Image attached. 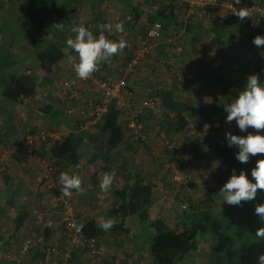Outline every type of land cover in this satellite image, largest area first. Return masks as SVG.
<instances>
[{"label": "crops", "instance_id": "0c3cea01", "mask_svg": "<svg viewBox=\"0 0 264 264\" xmlns=\"http://www.w3.org/2000/svg\"><path fill=\"white\" fill-rule=\"evenodd\" d=\"M3 1L7 2L6 7L9 2L16 3L18 11L19 4L22 2V0ZM55 1L61 4L66 0ZM107 1L112 0H82L80 5L72 3L65 20L72 24L87 23L88 28L94 29L96 24H91L93 18L98 17V20L100 17L101 20L104 15L109 16L111 13L114 19L111 30L117 33L118 41L123 39L127 42L128 37L132 36L139 27V23L145 21L146 15L152 13L158 6H163L165 2V0H126L123 3L126 5V11L115 12ZM116 1L123 2V0ZM183 1L189 3V8L181 21L182 26L175 30L168 28L170 34L156 43L153 55L150 59L146 58L148 62L144 66L141 65L142 67L140 66L138 72L132 77L135 79L136 86L130 83L132 78L128 79L130 83L128 85L132 87L135 96L138 94V99L146 97L148 94L145 86L148 78L144 79L145 77L141 74L144 71L151 81V83L148 82L150 87L158 86L170 90L177 100L185 104V114L178 117L177 123L173 121L174 124H169L171 130H162L160 134L162 139L171 140L176 145V154L171 159L178 161L180 164L178 167L183 166L185 169L188 166L190 169L188 172L191 182L188 186L184 184L186 185L183 189L184 193L197 200L208 188L215 189L214 205L219 210L228 205L222 201L219 190L229 177H224V168L219 166L217 160L210 156L204 157L201 150L207 148L208 142L220 140L225 129L234 127V120L229 123L225 119L227 113L224 111V105L236 97L239 90L246 84L239 79L248 76L247 66L253 65L254 62L250 59L252 56L250 58L245 55L244 57L243 55L235 56L223 40L219 46L209 49L207 44L212 37V34L208 33L211 16L196 9L192 5V0ZM104 2L106 6H103ZM130 4L142 7L143 15L138 22L126 25L125 20L130 12ZM2 7L0 6V26L9 25L12 18L8 17L9 12L3 16ZM97 7L98 12L94 14L93 9ZM118 22H123V32L115 30ZM103 25L107 26L105 23L101 26ZM104 27H101L103 32L106 31ZM188 28L191 30L189 31ZM231 28L244 32L247 30L242 24L239 27L237 24H232ZM132 42L135 40L133 39ZM132 45L134 46V43ZM216 50L221 57L211 56L210 52ZM19 59L24 61L25 57H19ZM117 60L119 59H110L106 62ZM66 62L64 59L58 63L52 73L54 77L49 78L50 84H41L37 88L36 92L39 94L41 90L46 92L48 90L44 93V98L40 99L35 93L32 99L23 98L15 105L0 99V164L4 154L9 152V156L4 158L3 165H0L2 167L0 170V264H15L7 262L2 256L11 253L18 257L25 239H31L34 242L24 255L29 264H63L65 259L67 264L86 263L87 256L79 249L71 250L68 258L62 253L49 255L43 252L46 247L56 246L62 249L68 245L62 223L58 221V217L64 210V202L69 204L77 221L84 223L87 219H93L99 226L108 219V209L113 202V191L126 185L131 169L156 188L154 202L150 208V218L163 216L167 223L174 219L172 211L175 206L164 199L171 187L165 184L171 182L175 188L174 174L160 169L156 159L148 156L146 149L149 146L146 145L148 148H145L146 146L131 144L127 138L128 134H125L122 142L110 153L109 163L104 162L102 158L91 162L94 155H99L98 151L101 148L98 142L94 144L90 139L89 141L86 139L85 144L80 148V159L76 164L66 161L57 163L56 154L66 134L71 131L88 134L94 132L93 128H97V123L89 118L87 110L81 105L77 106L79 111L73 112L74 114H68L64 109L66 101L63 99H60L58 107L54 106L58 96L56 93H51L50 88L56 87V80H59V74L63 75L61 73L64 71H61V68L63 69L62 65ZM232 63H235L241 71L234 72L236 67H231ZM35 64L37 71L35 75L38 77L39 74H43L42 77H38L41 82L45 76L38 69V64ZM69 72L66 76L74 77L75 72L72 68ZM245 79L247 80V77ZM54 98L57 99L55 103L52 101ZM40 121L43 122L40 123ZM27 129L31 133L42 129L53 131L56 137H49L43 143L37 142L33 153L22 157L19 152L21 139ZM149 141L148 145L162 148L156 140ZM101 152L104 153L103 150ZM46 166H55V168L49 174ZM111 170H115L116 174L113 183L107 190H102L100 183L103 174ZM62 172L79 174L83 190L80 192L72 190L71 196H64L60 190L63 187L60 183ZM41 219H53L57 221L56 226L47 228ZM127 225L136 226V218L128 219ZM97 240L102 252L98 264H129L121 251L115 247L108 230L102 229V234L97 237ZM206 248L203 242L198 253L204 255Z\"/></svg>", "mask_w": 264, "mask_h": 264}, {"label": "trees", "instance_id": "16d2710c", "mask_svg": "<svg viewBox=\"0 0 264 264\" xmlns=\"http://www.w3.org/2000/svg\"><path fill=\"white\" fill-rule=\"evenodd\" d=\"M81 1L70 0L78 5L81 4ZM226 1L228 0H224V2ZM258 2L260 5L264 4V0H258ZM188 5L189 3L183 0H165L163 6H158L152 13L146 15V28L142 29L144 31H142L141 40L146 38V30L154 22H159L162 26L161 36L155 43L170 34L169 27L175 30L182 26L181 21L186 15ZM69 6L67 3L58 4L55 0H22L18 8L19 24L10 20L9 25L0 26V99L15 105L23 98L32 99L41 84H50L49 78L52 77L54 69L66 57L64 53L66 39L75 35L70 29L80 25V23L66 22ZM142 15V7L130 4V12L127 14L125 24L138 22ZM209 15L212 20L208 33L212 34V37L207 47L212 49L219 46L223 40L235 56L243 55L244 57L245 55L249 58L252 56L250 59L254 64L247 66L248 75L259 74L260 80L264 81V63L256 57V53L264 48V45L257 47L252 43L255 36H264V14L252 13L251 17H258V21L254 24L245 19L236 21L232 16H225L223 19L217 20L211 14ZM97 18L91 20L92 25L98 23ZM55 23H63L64 31L60 32L51 28ZM232 24H237L238 27L242 24L247 30L244 32L238 31L236 28L232 29ZM84 26L88 27L86 24ZM100 26L96 24L94 29L89 28L94 36L100 34ZM188 30L191 29L188 28ZM107 38L118 41L114 37L108 36ZM22 48L27 50L26 56H32L38 64V69L44 73L45 77L43 80L41 79V82L34 73L26 69L27 66L24 67L25 70L18 66V63L22 62L18 54L23 50ZM131 49L134 47L129 49L125 47L123 54L118 53L110 58L120 61L117 67V76L122 74L124 66L131 59ZM100 65L103 68L106 67L104 63ZM28 70L30 74H26ZM137 70L135 74L138 72ZM73 75L76 76L75 73ZM148 82L151 83L149 80ZM51 88V93H56L58 96V101L55 98L52 100L54 103L57 101L53 104L58 107L60 101L58 91L55 87ZM148 89L147 96L157 97L158 104L151 110L139 109V103L145 96L138 99L137 94L135 98L138 102L133 99L131 106V111H137L138 106L137 116L132 118L135 127H130L129 123L124 121L125 111L121 114L111 106L102 120L96 122L97 128H93L94 132L87 134L71 131L65 135L56 154L57 163L66 161L76 164L80 159L79 150L85 144L86 139L88 141L90 139L94 144L98 142L97 144L101 148L98 151L99 155H94L91 162L102 158L104 162L109 163L110 153L117 148L127 134L131 144L149 146V148L145 147L148 148L146 149L148 156L155 158L156 163L162 156L171 159L176 154L175 144L171 140L162 139L160 132L171 130L169 124H174L173 121L177 123L178 117L185 114L186 107L182 101L175 98L170 90L158 86L155 88L148 86ZM64 109L66 110V107ZM62 111L64 110L62 109ZM249 131L264 133L262 129H249ZM226 132L236 135L246 134L241 133L236 125L232 128L228 127L221 134L220 140L208 142L207 148L202 149L201 153L203 156L205 155L204 157L210 156L217 160L219 166L224 168L223 172L226 178L230 177L232 169H236L237 173L244 169L250 177V172L255 167L257 160L264 158V154L255 156L250 154L247 163H240L234 155L237 149L227 146ZM152 139L156 140L162 148L148 145L149 140ZM100 150H103L104 153ZM162 161L165 160L162 159ZM179 165L177 164V166ZM177 166L174 165L176 168ZM51 167L55 168V166ZM131 170L126 185L113 191V202L108 209V218L117 220V223L108 232L115 247L121 251L122 256L129 261V264H190L191 260L193 264H240L241 260L258 258L263 254L262 240L256 237V231L263 227L264 223H261L259 216L255 214V207L257 204L264 203V190L258 189L254 200L242 201L239 206L228 204L218 210L214 205L215 189L208 188L204 191L203 197L196 200L188 197L183 191L186 185L190 184L189 182L186 185L176 183L175 188L178 190L173 188L171 182H167L165 185L171 186L169 191L174 193L172 206H175L172 211L174 219L167 223L163 216L150 218V208L154 202L156 188L153 184L147 183L133 169ZM163 171L169 173L171 169L164 168ZM185 175H189V173L185 172ZM176 203L179 205L178 208ZM132 217L137 220L136 226L127 225V220ZM83 232L84 235L93 237L98 242L97 237L102 234V229L95 224L93 219H87L83 223ZM201 239L207 246L204 255L198 253L199 247L203 243Z\"/></svg>", "mask_w": 264, "mask_h": 264}, {"label": "built area", "instance_id": "2783aa9c", "mask_svg": "<svg viewBox=\"0 0 264 264\" xmlns=\"http://www.w3.org/2000/svg\"><path fill=\"white\" fill-rule=\"evenodd\" d=\"M228 0L226 2L222 0H192V5L203 14H211L217 20L223 19L225 16H232L236 21H240V18L232 14L231 7L239 10L242 7L251 8L252 13L256 15L264 14V4L260 5L258 0ZM245 20H249L253 24L258 21V17H245ZM161 24L159 22L152 23L146 30V38L141 40L139 44L131 49L132 57L124 66L122 74L120 76L109 75L105 68L98 65L97 70L94 71L88 78L79 79L77 76L70 78H61L56 80V89L58 91L60 99L66 101V111L68 114L78 112L77 106H82L86 109V113L95 123L100 122L103 116L108 112L112 106L115 111H119L123 116L124 121L129 123L130 127H135L132 118L137 116V111H131V106L134 100H136L133 89L128 85V79L135 75L137 68L141 65L144 59L149 55L151 56L156 41L161 36ZM264 48L258 50L256 57L264 63ZM211 56H215L216 52H210ZM26 74H30V71H26ZM43 74L39 75V78ZM54 77V75H52ZM51 77V78H52ZM37 91V90H36ZM36 96H42L39 92H36ZM29 99V98H26ZM25 99V101H26ZM134 99V100H133ZM72 102V103H71ZM138 102V101H137ZM158 104V99L155 96H147L139 103V109L151 110ZM73 113V114H74ZM140 127V125H138ZM141 128V127H140ZM49 137H56V133L45 129L39 130L36 133H31L30 130H26L21 139L20 155L22 157L29 156L34 151V145L37 142L43 143ZM9 156V152L4 154V158ZM165 157V156H164ZM162 156L161 159L164 158ZM4 158L1 161V166L4 163ZM165 164L167 169H171L174 174V182L178 185L187 184L191 179L189 175L179 174L178 170L174 167L175 163L172 159H166ZM2 167H0V170ZM54 168L46 166L47 173L50 174ZM174 170V171H173ZM177 170V171H176ZM164 199L172 204L174 202V193L172 191L166 192ZM47 228H53L56 226L57 221L50 219H41ZM58 221L62 223V228L65 233L68 245L62 249L56 246L46 247L43 249L44 254H59L68 258L71 250L79 249L87 256L86 263L84 264H98L99 258L102 255L99 243L93 237H87L83 232V223L77 221L71 212V208L67 202H64V210L58 217ZM31 239H25L20 249V255L16 257L11 253H6L2 257L7 262H13L15 264H29L25 259V254L28 249L33 245ZM63 264H67L65 259Z\"/></svg>", "mask_w": 264, "mask_h": 264}, {"label": "clouds", "instance_id": "9594fccd", "mask_svg": "<svg viewBox=\"0 0 264 264\" xmlns=\"http://www.w3.org/2000/svg\"><path fill=\"white\" fill-rule=\"evenodd\" d=\"M231 12L241 20L252 16L251 8L246 7L237 10L232 6ZM51 28L60 32L64 31L63 23H55ZM115 30L123 32V22L116 23ZM70 31L75 35L66 39L64 53L69 61L75 60L71 54L72 52L77 54L78 62H73L72 67L79 79L88 78L97 70L101 61L109 60L113 55L123 51L127 45V42L123 39L119 41L108 39L103 31L98 36H94L93 32L83 24L72 27ZM252 43L257 47L264 45V36H255ZM262 56H264V53H262ZM224 111L227 113L226 121L231 123L234 120L240 132L246 133L245 135L225 133L227 146L237 149L234 153L236 160L240 163H247L250 154L251 156L264 154V133L249 131V129H264V81L260 80L259 74L247 76L246 84L239 90L236 97L224 105ZM115 175V170L103 174L100 183L102 190H107L112 185ZM250 177L244 169L239 170L238 173L236 169H232L230 177L219 190L223 202L239 206L242 201L254 200L258 189L264 190V158L257 160L255 167L250 172ZM60 183L63 186L60 190L64 196H71L72 190L77 192L83 190L81 187L82 179L77 173L62 172ZM255 214L259 216L261 223H264V203L256 205ZM116 223L115 218H108L99 226L103 230H109ZM256 237L264 240V227L257 229ZM259 264H264V254L260 255Z\"/></svg>", "mask_w": 264, "mask_h": 264}, {"label": "rangeland", "instance_id": "374dc122", "mask_svg": "<svg viewBox=\"0 0 264 264\" xmlns=\"http://www.w3.org/2000/svg\"><path fill=\"white\" fill-rule=\"evenodd\" d=\"M224 1V0H223ZM9 2V1H8ZM108 3L107 4H111L112 5V7H113V11H119V12H123V11H126V5H124L123 3H125L126 2V0H123V2L121 3V2H117L116 0H112V1H107ZM7 2L6 1H0V6H3L1 9H3V12H2V14H3V16L4 15H6V13L7 12H9V14H8V17L9 18H12V20L14 21V22H16V23H19L18 22V20H19V17H18V15H17V9H16V3H13V2H9L8 3V6L6 7V4ZM63 3H67V4H69V5H71L73 2H70V0H66V1H64ZM106 6V4H105V2L103 3V6ZM99 7V6H98ZM98 7L94 10L93 9V12H95L94 14H96L97 12H98ZM19 8V7H18ZM112 12V11H111ZM18 13H19V11H18ZM94 16H96V15H94ZM93 16V17H94ZM82 17H83V15H82ZM96 18V17H95ZM140 20H141V18H140ZM97 22L98 23H96V24H99V25H102V24H107V26L106 27H104L105 28V30L106 31H104L103 32V34L105 35V36H109V37H114V38H116V39H118V37H117V33L116 32H114V31H112L111 29H112V27H111V23H113L114 22V19H113V14H109V16L108 15H104L103 17H102V19L100 20V17H99V19L97 20ZM78 23V22H77ZM85 24H87V23H85ZM139 25H141L140 27H138V28H136V30H135V32L133 33V35L132 36H129L128 37V40L129 41H127V47H130L131 46V48L132 47H136L138 44H139V42L141 41L140 39V37H142V31H144L145 30V28H146V23H145V21L144 22H140L139 23ZM138 25V26H139ZM104 26V25H103ZM142 29H144V30H142ZM132 37H133V39L135 40V42H132ZM136 40H140L139 42L138 41H136ZM0 41H1V36H0ZM132 43H134V46L132 45ZM129 49V48H128ZM216 53H217V50L215 51ZM153 53L154 52H152V54H151V56L153 55ZM28 53H27V50L26 49H23L22 51H20L19 52V57H21V58H24L25 57V60L23 61L22 60V62H19L18 63V66L20 67V68H23L24 69V67H28V68H26V69H29L30 71H31V73H34V74H36V70H35V63H37L35 60H34V58L32 57V56H30L29 55V57H27L26 55H27ZM120 54H123V51H121L120 52ZM74 58H75V60H74V62H78V56H77V54L76 53H74V55H72ZM150 56V55H149ZM150 56V57H151ZM27 57V58H26ZM150 57L148 58V59H150ZM216 57H221V55H218V53L216 54ZM67 62L65 63V64H63L62 65V67H63V69L61 68V71H64L63 73H61V74H63V75H60L59 74V79H61V78H64V77H69L70 75H68V76H66V74H68V73H70L69 72V70H71V68L73 69V67H72V64H73V61H69V59L67 58V56L64 58ZM63 59V60H64ZM148 59H146V60H144L142 63H141V65L142 66H144L147 62H148ZM105 64L106 65V69H105V71L109 74V75H111V76H113V75H116V73H117V71H118V65L120 64V61L119 60H117V61H109V62H106V61H101L98 65H100V64ZM71 66V67H70ZM141 66V67H142ZM160 67V66H159ZM231 67H236V69L234 70V72H236L237 70L238 71H241L240 70V68L239 67H237V65L235 64V63H232V65H231ZM25 70V69H24ZM74 70V69H73ZM149 73V72H148ZM244 73V72H243ZM145 78L144 79H146V77L148 78L147 80H149V76H147V74L143 71V73H141ZM40 75V74H39ZM167 75V74H166ZM74 76V75H73ZM39 77V76H38ZM247 76H245V78H246ZM245 78H241V79H239V80H241V82L243 83V82H245L246 83V79ZM142 79V78H141ZM144 79H142V80H144ZM130 83L135 87L136 86V83H135V79H131L130 80ZM130 83H128V84H130ZM130 86V85H129ZM148 86H149V83L147 82L146 83V86H145V88H146V92H149L148 90ZM131 87V86H130ZM139 87H142V86H140L139 85ZM132 88V87H131ZM51 90H52V88H51ZM42 92L40 93L41 94V96H42V98H44L45 97V94L44 93H47L45 90H41ZM135 93H137V92H135ZM38 97V96H37ZM39 98H40V96H39ZM135 102H137V100H135ZM38 105H39V103H38ZM35 107V106H34ZM38 107H41V106H38ZM43 122V121H42ZM41 121H40V123H42ZM224 130V129H223ZM153 132H155V131H153ZM176 146V145H175ZM180 146H178V148H179ZM177 159H178V157H176ZM164 160H166L167 159V157H164L163 158ZM165 163V161H157V165L159 166V168L160 169H164L165 167H166V164H164ZM174 163H175V165L177 166V162H175L174 161ZM42 164H44L43 162H42ZM176 168V167H175ZM184 167L182 166V168H180V167H178L177 166V170H178V173L181 175V174H184L185 175V172H187V173H189L188 171H190V169L188 168V166L187 167H185V169H183ZM176 170V171H177ZM174 171V170H173ZM51 173V172H50ZM171 173H172V171H171ZM173 174V173H172ZM191 181V180H190ZM190 181H189V183H190ZM188 184V183H187ZM201 195H202V193H201ZM200 196V195H199ZM203 196H201L200 198H198V199H201ZM197 199V200H198ZM223 201V200H222ZM221 201V202H222ZM223 203V202H222ZM223 205V204H222ZM176 207L178 208L179 207V205L176 203ZM264 227V226H263ZM201 242H203V240L201 239ZM201 244V243H200ZM261 247H262V252H263V254H264V240H262L261 241ZM258 252L260 253V250H258ZM188 260H189V258H187ZM190 264H193L191 261H190ZM240 264H259V257L257 258V257H254V258H252V259H247V260H241V262H240Z\"/></svg>", "mask_w": 264, "mask_h": 264}]
</instances>
